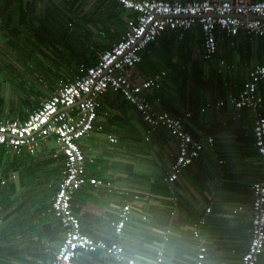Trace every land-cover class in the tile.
I'll return each instance as SVG.
<instances>
[{
	"label": "crops",
	"instance_id": "1",
	"mask_svg": "<svg viewBox=\"0 0 264 264\" xmlns=\"http://www.w3.org/2000/svg\"><path fill=\"white\" fill-rule=\"evenodd\" d=\"M80 1L84 5H77V8L84 9L90 20V16L93 17L95 0ZM115 1L118 9L123 10L118 1ZM20 11L25 15L21 16ZM0 12L3 13L0 15V55H12L20 63L17 68H11L9 63H4V66L0 64V85L4 88L8 85L6 82H9L13 86L12 81L15 78L29 79L22 70V65H26L28 69L32 68L30 72L39 82L55 79L52 84L47 82L44 85L46 89L42 100L54 93L60 80L74 79L79 66L78 57L74 60L68 56L64 60L50 57L48 64L40 62L31 67L27 56L42 52L40 48L43 45L53 48L55 52L56 42L62 37L60 32L67 29L70 23L78 25L80 29L78 40L84 39L83 31H86V36L89 34L92 40L108 43L102 50L111 46L112 40L113 43L119 40L127 29L118 22L117 29L113 32L117 37L112 39L100 26V35L97 36L96 30L88 29V25L82 22L73 9L70 14H66L67 22L64 20L61 23L59 15L64 9L60 0H0ZM49 17L50 24L56 23V29L60 32L48 25ZM21 18L24 24L22 31H10V25L19 23ZM79 24L83 25L84 30ZM169 35L171 36L165 33L155 43H151L140 63L152 56L163 62L162 67L140 75L137 71V65L140 64H137L126 72L132 82H141L164 69L169 72L171 69L165 66L166 63L179 60L169 52V48L173 44L176 46L179 40L184 42L189 53L190 43L198 45L197 53L199 52L202 63L198 64V59L192 56L189 64L192 71H201L199 65L205 71L210 68L209 63L215 65L225 80L226 92H238L255 66L264 64V38L245 31L237 36L221 34L218 51L212 60L203 57V34L199 26L179 32L178 38H171ZM51 39L54 40L53 45ZM190 39L192 41L189 43ZM165 41L169 42L168 46ZM102 50H97V55ZM252 58L256 60L252 61ZM75 65L77 68L73 69ZM166 77L161 88L149 96L154 111H167L174 117H181L185 129L204 142L200 157L183 171L177 182L171 184L170 191L165 192L167 182L164 177L177 153V138L165 126H149L134 105L119 93L111 92L114 101L107 103L104 100L107 105L103 103L100 111L98 123L103 125V129H95L80 140L86 155L94 158V162L87 163L90 176L110 181L111 186L95 187L88 184L81 187L73 195L72 208L81 219L84 233L112 243L118 240L114 235L113 223L118 220L120 209L130 203L134 210L132 220L126 225L125 234L120 241L127 255L136 260V264L154 262L156 247L162 243L165 246V255L161 264H195L199 241L192 233V226L198 218L204 216L207 223L201 230L203 244L207 246L205 264H220L223 260L228 264H239L251 238V185L256 180H264V164L252 132L254 112L250 114L248 110H239L228 102L225 91L220 89H210L206 91L203 99H199L195 94L194 77L187 82L176 79L173 73H168ZM47 93L49 95L45 97ZM258 94L263 98L264 113V81L258 86ZM220 100H225V103L217 107L216 103ZM209 102L212 103L210 106L207 105ZM13 111L14 107L6 104L5 115L9 116L7 114ZM9 117L18 118L15 113ZM236 118L241 120L240 124L236 123ZM246 119L250 120V124L245 123ZM133 129L143 131L145 142H151L155 137L163 140L158 141L157 150H164L163 158L155 165H150L149 170L138 168L136 163L130 168L132 165L129 162H135L139 158V152L132 142L135 136ZM149 131L150 138L146 140ZM95 133L101 135L99 139L92 136ZM109 134L117 136V140L111 142ZM207 136L214 137L212 145L206 141ZM104 139L111 144H105ZM120 140L123 141L121 148L112 147ZM58 149L53 140L44 142L38 159L50 157L53 160V154ZM7 150L6 163L0 165V264H48L55 257V252L63 240V230L60 219L52 210L56 193L50 196L48 187L51 185L44 182L52 178L50 183L57 182L59 186L63 176V157L62 160L55 159L54 162L57 163L53 168L44 173L41 170V175L45 177L43 182L35 181L39 169L34 166L29 154L24 152L13 163L14 159L9 160L8 157H14V152L8 148ZM147 154L152 155L151 152ZM111 170L113 174H110ZM2 179L5 184H1ZM32 179L33 182H30ZM96 196L106 204L104 211L93 212L88 208L86 201ZM208 207H211L210 212L206 210ZM143 215L147 218L144 219ZM165 235L168 236L166 241ZM78 261L80 264H129L127 261H117L102 252H84ZM258 264H264V252Z\"/></svg>",
	"mask_w": 264,
	"mask_h": 264
},
{
	"label": "built area",
	"instance_id": "2",
	"mask_svg": "<svg viewBox=\"0 0 264 264\" xmlns=\"http://www.w3.org/2000/svg\"><path fill=\"white\" fill-rule=\"evenodd\" d=\"M122 8L136 14L135 20L111 47L98 53L93 65L80 63L73 80H60L54 93L42 100L39 106L28 113L23 120L14 117L0 118V146H5L17 155L33 156L44 142L53 140L59 148L53 154L55 159L63 156V176L52 201V210L60 219L63 240L48 264H80L84 252H102L117 261L136 264L130 258L121 239L126 225L132 220V205L125 204L119 218L113 223L114 235L118 239L108 243L95 239L81 229L80 217L72 208L74 193L91 184L95 187L111 186L110 181L91 177L87 169L88 157L80 145L95 129H103L100 121L102 97L108 92L120 93L134 105L151 127L165 126L178 140L177 153L173 157L165 181L174 183L183 171L193 164L204 150V142L185 129L183 119L167 111H154L150 95L162 86L167 70H161L134 83L127 76L131 68L143 61L148 45L169 31L185 32L199 26L203 34L202 54L212 60L218 51L219 36H237L240 32L264 38V0H117ZM223 62V61H222ZM264 81V64H257L249 73L238 95L230 93L226 99L236 107H248L254 112L253 132L255 144L264 164V113L263 98L258 86ZM220 100L216 106H223ZM212 103H207L210 106ZM152 129V128H151ZM111 142L117 136L109 134ZM150 131L145 139L149 140ZM206 141L212 145L213 136ZM62 160V159H61ZM222 162V161H220ZM5 184V180H1ZM252 189L251 238L239 264H258L264 252V180H256ZM138 198V196H136ZM211 211V207L206 209ZM146 219L147 216L143 215ZM207 223L202 216L192 226V233L199 241L195 264H205L207 246L203 244L202 226ZM168 236H164V241ZM156 260L140 264H161L164 261V243L156 247ZM220 264H228L223 260Z\"/></svg>",
	"mask_w": 264,
	"mask_h": 264
},
{
	"label": "trees",
	"instance_id": "3",
	"mask_svg": "<svg viewBox=\"0 0 264 264\" xmlns=\"http://www.w3.org/2000/svg\"><path fill=\"white\" fill-rule=\"evenodd\" d=\"M60 1L63 4V9H64L63 13L65 14V16L68 13L70 14L71 10L73 9V11H76V14H78L80 19H82V22L83 23L85 22L84 24L89 25L91 30L92 29L96 30L95 34L97 36L100 35L98 32V29L100 28V26H102L103 29L107 32L108 36L111 37L112 39H114L115 37H117V34L113 33V32H114V30L117 29L116 26H117L118 22H119V24L121 23V24L125 25V27L128 28L131 24V21H134L135 17H136V14L133 12H130V11L125 10V9H123V10L120 8L118 9L115 0H95L94 9L92 10L93 11V13H92L93 17L90 16L91 19L88 20V17L86 16L84 9L81 10V9H79V7L77 8V5H80V4L82 6L84 5L80 0H60ZM20 13H21V16L25 15V13H23L22 11H20ZM2 14L3 13L0 12V15H2ZM66 17L68 18V16H66ZM87 20H88V22H87ZM22 21H23V18H21V21L19 23L11 24L9 27V29H11L10 31L21 32L22 27L24 25ZM66 22H67V20H66ZM4 25L6 27V24H4ZM83 32H84L83 36H84L85 40L79 39L80 43H78V42H76V40L74 38L70 37L68 30L64 28L62 35H61L62 36L61 40L58 41L59 46L55 47V48H57V50L55 51L56 59L64 60L68 56V58L72 57V59L74 60L75 57L77 56L78 57V61H77L78 65L80 63H85L87 65L95 64L98 60L97 50H102L105 47H107L109 44L108 43H101L98 40H92L89 37V34L87 35L88 37L86 36V31H83ZM165 33L171 34V36L169 35V37H171V38L177 37L179 35V32H177V31H169V32H165ZM165 33H163V34H165ZM163 34L158 39H160L163 36ZM86 37L88 38V40ZM48 41H50V40H47V42ZM111 42L113 44V40ZM154 43H155V41H154ZM164 43L166 44L167 42L165 41ZM164 43H161V44L163 45ZM168 43H167V46H168ZM112 44H111V46H112ZM149 45L147 48H149ZM175 45L176 46H174V44H173L172 46L176 47V49L174 50V47L171 46L169 48V52L172 55H174V57H177V59H179V60L175 63H173V62L168 63L169 69H171V70L167 73H170V74L173 73L176 76V79L184 81V82H187L192 77H194L193 85L195 86V89H196L195 94H196V96H198L199 99H201V98L203 99V97L207 94L206 91L208 92L210 89H212V90H214V89L224 90L226 97L230 93H232L234 96L239 94V92L243 88L245 82H243L242 88L238 92H236V93H233L230 91L226 92L227 86H225V80H223V78L221 76L222 73L220 71H217L218 69L215 67V65H210V63L208 64V61H206V63L210 66V68L209 67L206 68L207 71H205L204 67H202L200 65H199V68L201 67L200 68L201 71L198 69L195 71H192L191 65H189L193 59L192 53H189V51L184 46V42L181 40H179L178 43H176ZM111 46H109V47H111ZM188 47L190 48V46H188ZM32 56H34V55H29V56H27V58H31ZM197 63L198 64L202 63V61L198 60ZM36 64H40V62L37 61ZM36 64H34V65H36ZM30 66L32 67V65H30ZM75 68H77L76 65L73 66V69H75ZM167 76H168V74H167ZM24 80H21L19 78H15L13 81L14 85L12 86L13 89L15 90V92L17 93L16 97L13 99L14 109L16 110V111L14 110V113L17 114V116L20 120H23L24 118H26L30 111L36 109L39 106L40 102L44 98L43 97L44 91L46 89V86H44V85H42L40 87L33 86V85H23V84H21V82ZM201 89H204V90H201ZM199 90H201V91H199ZM112 96H113V93H111V91H110L102 97L103 100H101L100 111L102 110L103 103L107 105V103H112L114 101V98H112ZM104 100H106L107 103ZM5 102H6L5 99L0 96V118L6 116L4 113V109L6 106ZM237 108L239 110H241L242 112H247V110L250 109V108L245 107V106L237 107ZM7 115L10 116L11 114H7ZM9 116H7V117H9ZM245 123L250 124V120L246 119ZM252 132H253V129H252ZM40 148L41 147H39V151L35 155H33V156L30 155V156L32 157V161H33L32 163L34 164V166L37 167L38 169L42 167L41 168V170H42V169H44L45 165H47L49 163V161L54 162L55 159L52 160L50 157H47L45 159H38L39 156L41 155ZM7 153H8L7 148L4 145L0 146V165L1 166L6 163L5 160L7 159V155H6ZM13 154H14V157H8V158H9V160L14 159V160H12V162L14 163V162H16L15 160L18 158V156H20L21 154L20 155H17L15 153H13ZM60 157L62 158L63 156H60ZM33 158H36L38 160L34 161ZM52 162H50V163H52ZM58 174L59 173H57V175ZM51 179L52 178H48L47 181H45V182L43 181V182L51 185L48 187V189H49L48 193L50 196H53L58 189V183L54 182L51 184L50 183ZM174 183L167 182V184H165V188H164V190H166L165 192L170 191V188H172L171 184H174Z\"/></svg>",
	"mask_w": 264,
	"mask_h": 264
},
{
	"label": "rangeland",
	"instance_id": "4",
	"mask_svg": "<svg viewBox=\"0 0 264 264\" xmlns=\"http://www.w3.org/2000/svg\"><path fill=\"white\" fill-rule=\"evenodd\" d=\"M59 18H60L61 23H63L64 20H68V18L65 15H59ZM48 21H49L48 24H50V21H51L50 17L48 18ZM50 25L53 27V29L57 30L56 28H58V27H57L56 23L54 25V23L51 22ZM79 25H80V27L82 26V29L84 30L83 25L82 24H79ZM89 28H90V26L88 25V29ZM67 30H68V33H69L70 37L74 38L76 40V42L80 43L79 40H78L79 30H80L78 28V25L75 26L74 24L70 23L67 26ZM57 31L60 32L59 30H57ZM62 32H60V33H62ZM50 37H52V36H50ZM51 40H52V45H53L54 40L53 39H51ZM191 41L192 40L190 39L189 43ZM56 43H57V46H59V43L58 42H56ZM20 44H22V41H21ZM40 49H41L42 52L38 51V52L35 53L34 56H32L31 58H28L27 61L30 62L29 65H34L37 61L38 62H42L44 64H48L50 57H56L53 48H51V47L48 48V46L43 45V46H41ZM190 49H191L192 56L194 58H197L198 60H201L199 52L197 53L198 45L190 43ZM0 59H2L1 62H0L1 65H3L4 63H9L11 65V68H13V67L17 68L20 65V63H18V61L15 59V57L13 58L12 55L1 54L0 55ZM251 60L255 61L256 58H252ZM162 65H163V62H159L158 60L154 59V57L150 56V57L146 58L144 63H142L140 65H137V66H139L137 68V71L139 72L140 75H143L144 73H151V72L155 71L156 69H160L162 67ZM165 66H168V63H166ZM22 68H24V69H22ZM22 68L21 69L25 71L24 72L25 76H27L29 78V79H25L24 81L21 82V84H23V85H33V86L40 87L42 85H45L47 82H49L50 84L55 82V79H53V80L49 79V80H46L45 82H39L38 79L34 78V75H32V73L30 72L32 70V68L28 69L26 65H22ZM2 72H4V71H2ZM6 83H8V85L6 87H4V88L0 85V87H1L0 88V96L5 99V101H6L5 103L8 105V107H14L13 99L16 97L17 93L15 92V90L13 89V87L11 86V84L9 82H6ZM48 95H49V93H47L45 95V97H48ZM13 112L11 114H13ZM248 112L250 114H252V110L251 109H248ZM240 122H241V120L239 118H236V123L240 124ZM129 130H131V129H129ZM132 131H133V133L135 135L133 137L134 140L132 142H133L134 147L139 152L138 153V157L139 158L135 162H132V161L129 162V164L132 165V166H130V168H132L134 166V164L136 163L138 168H143L144 170L145 169L149 170L150 165H153V164L155 165L157 162H159L161 160V157L163 158L164 150L160 149V151L157 152L158 146H159L158 141L160 139L155 137L153 139V141L145 142L143 140V131H141L139 129L138 130L133 129ZM92 136L99 139L101 135L95 133ZM126 138H127V136H126ZM160 141H163V140H160ZM104 142L107 145L111 144L110 141H108L107 139H104ZM122 144H123V141L120 140V141L116 142L115 144H113L112 147L121 148ZM155 151H156L157 154L155 153ZM147 152H151L152 155L147 154ZM56 163L57 162H54V163L52 162V163L47 164L44 167L42 173H44V171H46V170H49V169L53 168L56 165ZM41 168H39L40 172L36 170L38 172V174L35 177L36 178L35 181H43L44 178H45L43 175H41ZM113 173H114L113 170H111L110 174H113ZM30 182H33V179ZM86 203L88 205V208L92 209L93 212H96V210L104 211L105 208H106V204L103 203L97 196L96 197H92L91 199L87 200ZM92 223H94V222H92ZM100 223L103 224V222H100Z\"/></svg>",
	"mask_w": 264,
	"mask_h": 264
}]
</instances>
